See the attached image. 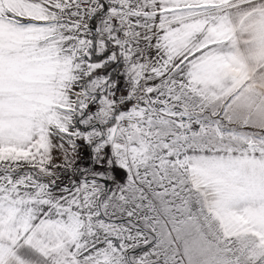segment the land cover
Instances as JSON below:
<instances>
[{"label":"snow or ice","instance_id":"6c2138e0","mask_svg":"<svg viewBox=\"0 0 264 264\" xmlns=\"http://www.w3.org/2000/svg\"><path fill=\"white\" fill-rule=\"evenodd\" d=\"M0 264H264V0H0Z\"/></svg>","mask_w":264,"mask_h":264}]
</instances>
